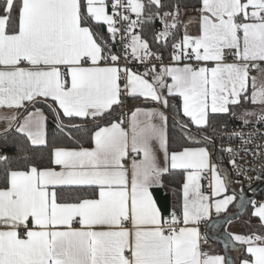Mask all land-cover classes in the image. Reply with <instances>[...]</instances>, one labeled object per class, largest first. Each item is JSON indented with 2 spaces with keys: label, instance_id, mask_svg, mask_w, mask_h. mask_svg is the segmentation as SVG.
I'll use <instances>...</instances> for the list:
<instances>
[{
  "label": "snow or ice",
  "instance_id": "1",
  "mask_svg": "<svg viewBox=\"0 0 264 264\" xmlns=\"http://www.w3.org/2000/svg\"><path fill=\"white\" fill-rule=\"evenodd\" d=\"M0 122V264H264V0H0Z\"/></svg>",
  "mask_w": 264,
  "mask_h": 264
},
{
  "label": "crops",
  "instance_id": "2",
  "mask_svg": "<svg viewBox=\"0 0 264 264\" xmlns=\"http://www.w3.org/2000/svg\"><path fill=\"white\" fill-rule=\"evenodd\" d=\"M193 32H195V29H193ZM4 126H5L4 123L0 122V131L3 130ZM231 187L237 193H239L241 187H243V186L241 184L234 183V184H232ZM154 195H155L157 201L159 202L161 208L164 209L165 212H166L170 208V206L172 204V201L174 199V196L171 195L170 190L168 188H166V189H163V188L162 189H156V190H154ZM259 202H264V200H258L257 203H259ZM236 208H237V204L234 202L229 207L228 213L234 211ZM250 212H252V208H251V211ZM226 214L227 213H222V216L223 215H226ZM202 230H203V228H202ZM238 233H240V230H238ZM209 246L212 249H215L217 252H220L219 249H218V244L216 242H214L212 240H209ZM233 255H235V253H233Z\"/></svg>",
  "mask_w": 264,
  "mask_h": 264
},
{
  "label": "water",
  "instance_id": "3",
  "mask_svg": "<svg viewBox=\"0 0 264 264\" xmlns=\"http://www.w3.org/2000/svg\"><path fill=\"white\" fill-rule=\"evenodd\" d=\"M252 186V185H251ZM264 189V180L263 181H260V182H257L255 184H253V187H244L243 190H244V195H245V198L248 200V201H252V200H255L258 195L263 191ZM251 206L250 203L246 204L245 207L243 208H236L234 211L232 212H229L227 213L226 215H232L233 216V219H236V218H239L241 217L247 210L248 208ZM226 215H223L221 216V225H220V231L223 232L226 225L227 224H224L223 223V217L226 216ZM215 218V217H214ZM232 219V220H233ZM210 236H215L216 234L215 233H212L210 232L209 233ZM212 241L216 242L217 244L220 245L221 249H222V244L221 242H219L218 240L216 239H211Z\"/></svg>",
  "mask_w": 264,
  "mask_h": 264
},
{
  "label": "trees",
  "instance_id": "4",
  "mask_svg": "<svg viewBox=\"0 0 264 264\" xmlns=\"http://www.w3.org/2000/svg\"><path fill=\"white\" fill-rule=\"evenodd\" d=\"M133 106L134 105L132 103L129 104V107H133ZM169 123L171 124V121ZM50 127H51V125H50ZM166 183H167V181H166ZM174 187H175V185H168V189L170 190V193L172 196H173V192L171 189ZM251 208H252V206H250L248 208V210L241 216L243 219L241 221V227L239 229L240 233H245V232L249 231V217L251 216V212H250ZM257 224H258V219H256V218L251 219V221H250L251 226H255ZM218 249H219V251H221V247L219 244H218Z\"/></svg>",
  "mask_w": 264,
  "mask_h": 264
},
{
  "label": "built area",
  "instance_id": "5",
  "mask_svg": "<svg viewBox=\"0 0 264 264\" xmlns=\"http://www.w3.org/2000/svg\"><path fill=\"white\" fill-rule=\"evenodd\" d=\"M167 62V61H166ZM224 143H227V141H223ZM248 177H251L252 179H243L242 182V186L243 187H248L250 185H253L257 182L263 181L264 180V173H261V178L260 179H256L255 177L257 176V172L255 171H250L247 173ZM205 186L207 185V180L204 181ZM258 200H264V189L263 191L258 195V197L255 199L256 202H258ZM222 216V214H221Z\"/></svg>",
  "mask_w": 264,
  "mask_h": 264
},
{
  "label": "rangeland",
  "instance_id": "6",
  "mask_svg": "<svg viewBox=\"0 0 264 264\" xmlns=\"http://www.w3.org/2000/svg\"><path fill=\"white\" fill-rule=\"evenodd\" d=\"M249 187H253V185L249 186ZM242 217L233 219L232 222L230 224H227V226L225 227L229 232H234V233H238V230L241 227V221H242Z\"/></svg>",
  "mask_w": 264,
  "mask_h": 264
}]
</instances>
